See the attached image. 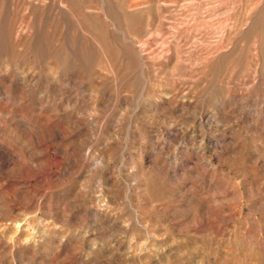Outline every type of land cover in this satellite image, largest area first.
Masks as SVG:
<instances>
[{
	"label": "rangeland",
	"instance_id": "374dc122",
	"mask_svg": "<svg viewBox=\"0 0 264 264\" xmlns=\"http://www.w3.org/2000/svg\"><path fill=\"white\" fill-rule=\"evenodd\" d=\"M0 264H264V0H0Z\"/></svg>",
	"mask_w": 264,
	"mask_h": 264
}]
</instances>
